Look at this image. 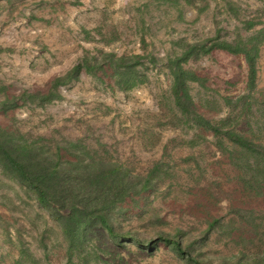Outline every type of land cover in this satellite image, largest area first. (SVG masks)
Returning a JSON list of instances; mask_svg holds the SVG:
<instances>
[{"label":"rangeland","instance_id":"374dc122","mask_svg":"<svg viewBox=\"0 0 264 264\" xmlns=\"http://www.w3.org/2000/svg\"><path fill=\"white\" fill-rule=\"evenodd\" d=\"M192 1L0 0V100L9 97L17 103L8 115L0 114V124L12 123L32 140H56L60 146L63 141L80 140L83 149L76 154L86 157L88 152L105 155L106 151L109 161L140 175L161 162L172 176L150 193L142 217L120 220L122 231H138L147 237L156 236L155 231L161 229L171 233L177 227L186 232L184 239L192 236L197 241L193 255L208 264H221L236 255L237 242L215 231L199 242L207 215L198 202L203 201L202 192L188 172L197 178L195 162L187 161L197 131L170 124L177 109L170 91L172 78L164 65L167 57L180 53L178 44L216 36L230 41L238 35L254 36L264 28V0ZM247 22L255 25L248 29ZM109 53L117 57L153 55L158 63L153 68L147 58L142 59L146 66L138 69L147 80L131 91L120 90L102 71L97 75L83 71L78 79L58 87V100L42 106L38 99L27 98L26 93H48L54 79L85 58L98 59L104 66L103 55ZM185 67L207 79L205 86L192 83L191 94L199 113L211 121L239 113L242 105L236 109L235 103L227 106L224 97L252 96L253 112L248 121L241 119L237 130L264 142V39L253 92L247 90L248 67L241 55L215 50ZM204 99L218 100V110L203 107ZM204 136L213 141L211 133ZM193 150L205 148L200 145ZM204 160L198 158L206 169V179L232 193L235 207L243 213L252 208L258 216L264 215L263 199L245 195L230 164L206 165L210 160ZM231 215L227 202L210 211L211 218L223 223ZM157 219L166 225L159 226ZM21 243L43 264L65 262V246L55 222L33 196L0 174V264H16ZM124 251L117 250L120 256L114 260L110 254L104 255L102 264H187L162 243L152 255Z\"/></svg>","mask_w":264,"mask_h":264},{"label":"trees","instance_id":"16d2710c","mask_svg":"<svg viewBox=\"0 0 264 264\" xmlns=\"http://www.w3.org/2000/svg\"><path fill=\"white\" fill-rule=\"evenodd\" d=\"M189 2L193 3L192 0ZM245 25L250 29L255 24L247 22ZM263 39L264 28L252 37L238 35L233 41L216 36L195 44H178L180 53L167 57L164 65L172 78L170 91L177 109L170 124L174 127L187 125L197 131L190 142L191 153L187 157L188 162H195L197 178L194 173L187 171L192 183L204 197L202 202L198 199L207 215L206 227L200 232L204 237H200L199 242L208 240L214 231L220 237L225 236L237 242L236 255L221 264H264V215L258 216L252 208L243 213L235 207L232 193L225 192L215 181L206 179V169L200 166L198 158L210 160L206 165L226 161L237 172L236 178L245 195L264 201V142L237 130L241 119L248 121L253 112L254 101L249 94L236 99L223 98L227 106L235 103L234 109L242 105L235 117L229 115L225 119L211 121L199 113V106L191 94V84L205 86L207 79L185 65L199 61L215 50L241 55L248 67L247 90L253 92L257 86V64ZM103 58L104 66L98 59L85 58L83 63L67 74L54 79L48 93H26L27 98L32 102L38 99L42 106L58 100V87L78 79L83 71L91 75L102 71L120 90L131 91L147 80V75L138 69L146 66L142 59L147 58L153 68L158 63L153 55L117 57L109 53L104 54ZM109 71L111 74H108ZM217 105L218 100L215 99H204L202 104L210 111H217ZM16 107L14 98L0 100V114L8 115ZM247 125L250 127V124ZM206 133L212 134L213 141L204 136ZM53 141L55 145L51 144ZM59 143L42 138L32 140L21 134L12 123L0 124V174L24 193L33 196L55 222L65 246L64 264H102L104 255L110 254L114 260V257L117 259L120 256L118 252L123 250L127 255L144 252L152 255L160 243L187 264H208L193 255L197 241L192 236L184 239L183 234L186 232L177 227L174 232L161 229L155 231L156 236L147 237L138 231H122L120 220L131 215L142 217L150 193L159 182L172 176L170 169L165 170L164 165L157 162L145 175H140L109 161L105 150V155L88 152L83 157L82 154H76V151L83 149L80 140L63 141L62 146ZM200 145L205 150H193ZM222 202H227L232 212L227 223L210 216L211 209ZM157 223L159 226L166 225L163 219H157ZM9 242L14 244L11 239ZM131 245H135L136 249ZM46 246L47 243L44 248ZM18 249L20 252L16 264H43L24 244L21 243Z\"/></svg>","mask_w":264,"mask_h":264}]
</instances>
